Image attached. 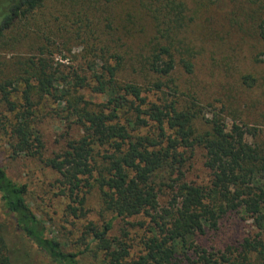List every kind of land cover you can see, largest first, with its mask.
Returning a JSON list of instances; mask_svg holds the SVG:
<instances>
[{
    "label": "trees",
    "instance_id": "16d2710c",
    "mask_svg": "<svg viewBox=\"0 0 264 264\" xmlns=\"http://www.w3.org/2000/svg\"><path fill=\"white\" fill-rule=\"evenodd\" d=\"M38 1L4 0L0 36ZM178 16L180 27L182 17ZM255 27L264 41V15ZM149 65L157 74L171 73L176 66L171 45L158 43ZM182 67L191 72L190 62L182 61ZM29 68L19 78L0 84V95L13 115L12 151L36 156L43 147L35 95L63 105L61 119L79 127L81 134L67 137L64 151L49 163L61 175L67 208L74 217L81 214L85 193L98 185L103 205L113 218L101 226L89 222L85 234L98 250H105L109 264H264V127L230 123L221 110L213 109L207 117L199 109L178 108L174 86L163 81L152 84L149 90L157 96L149 100L140 86L117 84V66L90 69L91 75L85 76L77 67H54L38 57L30 61ZM243 80L253 82L249 75ZM79 89L104 96V103L89 108L75 94ZM12 93L18 95L17 101L11 99ZM199 115L211 129L195 136L192 121ZM198 148L203 150V165L210 173L207 185L190 182L185 175L187 161ZM98 156L105 164L101 168ZM233 212L248 217L256 232L238 245L203 247L199 237L216 229ZM137 215L148 221L126 224L145 230L144 252L128 261L125 241L109 233L114 218ZM12 232L27 239L52 264H80L77 253L64 250L48 235L45 222L28 203L27 183L12 178L0 165V264H13L15 251L8 244Z\"/></svg>",
    "mask_w": 264,
    "mask_h": 264
},
{
    "label": "rangeland",
    "instance_id": "374dc122",
    "mask_svg": "<svg viewBox=\"0 0 264 264\" xmlns=\"http://www.w3.org/2000/svg\"><path fill=\"white\" fill-rule=\"evenodd\" d=\"M3 2L0 0V5ZM178 14L182 17L180 27L176 23ZM262 15L264 0H41L18 15L0 36V84L19 78L38 57L54 67H77L85 76L91 75L90 69L117 66V84H136L149 100L157 96L149 90L152 84L163 81L174 86L178 108L199 109L207 117L211 110H221V116L230 123L243 121L264 127V41L255 27ZM158 43H169L176 61L167 75L157 74L149 65V56ZM182 61L191 63V72L184 70ZM244 75L253 82H244ZM75 94L82 96L89 108L97 109L105 101L104 96L89 89H79ZM11 99L17 101L18 95L12 93ZM34 100L43 147L36 156H27L12 151L13 115L0 95V165L9 176L27 183L30 207L64 250L77 253L80 264H109L105 250H98L85 234L89 222L101 226L113 218L103 205L98 185L85 193L81 214L74 217L67 208L61 175L49 163L64 151L67 137H78L81 129L61 119L63 105L57 106L38 94ZM192 128L195 136L211 129L201 115L193 119ZM96 160L99 168L105 165L101 156ZM185 171L188 181L209 183L201 148L187 161ZM160 202L164 204L165 200ZM141 220L148 218L137 215L112 221L109 235L125 241L128 261L144 252L142 241L147 234L126 221ZM255 232L248 217L233 212L198 242L203 247L221 249L238 245ZM9 239V247L15 251L13 264H52L17 233L12 232Z\"/></svg>",
    "mask_w": 264,
    "mask_h": 264
}]
</instances>
